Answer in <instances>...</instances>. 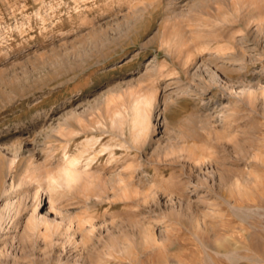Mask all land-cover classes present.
Wrapping results in <instances>:
<instances>
[{
	"label": "rangeland",
	"instance_id": "374dc122",
	"mask_svg": "<svg viewBox=\"0 0 264 264\" xmlns=\"http://www.w3.org/2000/svg\"><path fill=\"white\" fill-rule=\"evenodd\" d=\"M261 175L264 0H0V264H264Z\"/></svg>",
	"mask_w": 264,
	"mask_h": 264
},
{
	"label": "bare ground",
	"instance_id": "6f19581e",
	"mask_svg": "<svg viewBox=\"0 0 264 264\" xmlns=\"http://www.w3.org/2000/svg\"><path fill=\"white\" fill-rule=\"evenodd\" d=\"M148 100H145V102H147ZM145 102H143V103H145ZM146 105V104H145ZM143 107V106H142ZM142 107H135V109H134V112H133V118H134V122L135 123H140V119L139 118H142V117H144L143 115V113L142 112H144V110H143V108ZM148 109V108H147ZM146 111V110H145ZM137 119H138V121H137ZM137 121V122H136ZM143 121V120H142ZM134 122H133V125H134ZM142 124V123H141ZM137 125V124H136ZM135 125V126H136ZM139 125V124H138ZM135 126H133V127H135ZM140 126V125H139ZM142 127L140 128V129H138V130H140V132L143 130L144 131V124L143 125H141ZM24 129L25 128H18V129H15V131H14V133H20V132H22V131H24ZM17 147V146H16ZM136 147V146H135ZM223 147H225L226 148V144L223 146ZM222 157V156H221ZM247 155L246 154H244V155H239L238 157H236L235 158V161H244V160H246L247 159ZM77 159L78 158H71V159H69L68 161H66V164L64 165V167H63V169L61 170V173H63L62 174V176L65 178V180H66V182H67V184H70L71 182H73L74 180H76V179H78L79 177H80V173L78 172V171H76L72 166L76 163V161H77ZM211 159H212V157H211ZM90 160V159H89ZM218 161V160H217ZM221 161V160H220ZM91 162V161H90ZM88 164V163H87ZM132 177V174L131 173H128V172H121L120 174H119V177H118V184H121V183H123L124 184V186H127L128 184H131L132 182H130V178ZM260 179L262 180L261 182H264V175H261L260 176ZM84 186V185H83ZM171 191V190H170ZM173 191V190H172ZM171 191V192H172ZM262 193V192H261ZM261 193H260V195H259V193H257V194H251V195H248V194H245V193H241V194H239V195H234V194H232V193H226L225 194V197H226V199H231V198H233L234 200H235V202L237 201H242V200H245V199H249L250 201H255L256 200V197H258L257 195H259L260 197H263V195H261ZM128 198V197H127ZM129 198H131L130 196H129ZM5 259V258H4ZM199 260H200V258H199ZM201 261V260H200Z\"/></svg>",
	"mask_w": 264,
	"mask_h": 264
}]
</instances>
